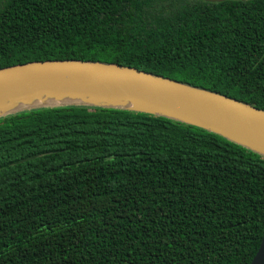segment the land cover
<instances>
[{"label": "trees", "instance_id": "16d2710c", "mask_svg": "<svg viewBox=\"0 0 264 264\" xmlns=\"http://www.w3.org/2000/svg\"><path fill=\"white\" fill-rule=\"evenodd\" d=\"M132 67L264 110V0H0V68ZM264 156L167 117L0 118V264H250Z\"/></svg>", "mask_w": 264, "mask_h": 264}, {"label": "water", "instance_id": "95a60500", "mask_svg": "<svg viewBox=\"0 0 264 264\" xmlns=\"http://www.w3.org/2000/svg\"><path fill=\"white\" fill-rule=\"evenodd\" d=\"M220 3L228 0H202ZM247 1V0H233ZM26 87L36 89L73 88L80 92L107 87L128 97L153 103L173 115L149 109L123 106L69 103L27 107L24 110L60 106L119 108L167 117L221 135L264 156V110L208 90L191 87L169 78L116 64L64 60L36 61L0 68V95ZM2 105H0L1 107ZM250 264H264V230L260 245Z\"/></svg>", "mask_w": 264, "mask_h": 264}, {"label": "bare ground", "instance_id": "6f19581e", "mask_svg": "<svg viewBox=\"0 0 264 264\" xmlns=\"http://www.w3.org/2000/svg\"><path fill=\"white\" fill-rule=\"evenodd\" d=\"M85 103L94 105L123 106L126 108L149 109L154 112L173 115L172 111H163L153 103L141 102L126 96L120 90L107 87L80 92L73 88L36 89L26 87L21 90L0 95V116L13 111L36 106Z\"/></svg>", "mask_w": 264, "mask_h": 264}]
</instances>
